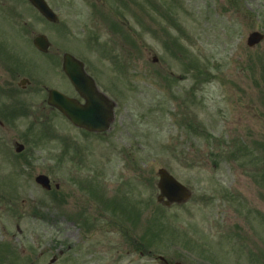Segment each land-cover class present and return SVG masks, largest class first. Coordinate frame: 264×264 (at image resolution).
<instances>
[{"label": "rangeland", "instance_id": "obj_1", "mask_svg": "<svg viewBox=\"0 0 264 264\" xmlns=\"http://www.w3.org/2000/svg\"><path fill=\"white\" fill-rule=\"evenodd\" d=\"M45 1L57 24L27 0H0L1 52L16 54L0 52V94L31 82L19 98L27 116L0 129V264H264V41L245 46L264 34V0H125L122 34L108 24L114 0ZM38 34L50 57L32 46ZM63 53L116 103L103 137L46 105L44 90L69 89ZM8 104L1 96L0 110ZM159 168L188 202L156 203ZM38 174L60 184L56 196Z\"/></svg>", "mask_w": 264, "mask_h": 264}, {"label": "water", "instance_id": "obj_2", "mask_svg": "<svg viewBox=\"0 0 264 264\" xmlns=\"http://www.w3.org/2000/svg\"><path fill=\"white\" fill-rule=\"evenodd\" d=\"M30 2L46 19L54 21V16L42 0H30ZM262 39V35L252 33L247 39V45L253 47ZM34 45L43 52H45L48 47L44 37L36 38ZM63 69L74 84L76 90L86 98L87 103L84 107H79L75 101L66 99L55 91H50L48 104L57 107L76 126L96 131L108 129V122L112 118L111 108L104 98H99L93 82L84 74L82 65L70 56L64 55ZM21 150L22 146L16 147L17 152ZM158 175V187L162 196H164L169 203H180L189 198L188 191L171 178L164 170H159ZM35 182L45 190L50 189L49 181L44 176H37Z\"/></svg>", "mask_w": 264, "mask_h": 264}]
</instances>
